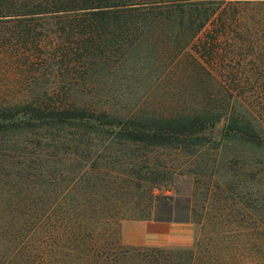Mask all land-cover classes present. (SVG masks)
<instances>
[{
    "label": "rangeland",
    "instance_id": "rangeland-1",
    "mask_svg": "<svg viewBox=\"0 0 264 264\" xmlns=\"http://www.w3.org/2000/svg\"><path fill=\"white\" fill-rule=\"evenodd\" d=\"M17 21L0 19V107L66 104L118 118L170 117L180 103L202 98L201 88L264 86L263 52H241L235 62L243 66L234 69L227 52L207 57L203 73L172 26L154 32L147 21H129L122 32L111 27L90 39L68 19ZM241 104L242 115L233 116L264 133V115H247ZM225 123L190 151L89 142L64 125L0 130V264L15 250L22 252L13 264H30L20 243L37 216L63 212L52 210L59 198H87L95 210L120 213L119 231L125 221L168 217L172 202L176 217L195 227L192 244L152 248L193 252L202 263L264 264V147L222 138ZM37 239L31 235V244Z\"/></svg>",
    "mask_w": 264,
    "mask_h": 264
},
{
    "label": "trees",
    "instance_id": "trees-1",
    "mask_svg": "<svg viewBox=\"0 0 264 264\" xmlns=\"http://www.w3.org/2000/svg\"><path fill=\"white\" fill-rule=\"evenodd\" d=\"M6 18L17 22L68 19L81 23L84 26L81 33L86 32L90 39L106 34L111 27L122 32V26L129 21L135 24L147 21L155 26L154 32L160 31L159 27L172 26L175 37L187 39L181 46L182 52L191 50L194 63L203 73H206L205 59L218 58L223 52L231 56L228 63L232 69L243 66L241 61L235 62L241 52L258 51L264 56L261 45L264 0H0V19ZM201 35L204 40L193 44ZM223 41L230 44L222 47ZM174 46L179 48L178 44ZM201 90L202 98L180 103L179 109L169 114L175 116L170 117L118 118L66 104L0 107V130L64 125L84 131L89 142L139 146L146 150L190 151L210 142L205 133L224 118L222 138L235 137L264 147V133L257 132L252 122L233 116L242 115L235 105L248 97L257 103L241 104L243 113L264 115V86L240 88L219 84ZM77 183L78 179L73 181L74 189ZM90 203L87 198L55 199L52 210L61 208L63 212L37 216L34 233L20 243L27 246L25 260L30 264H218L211 257L202 263L193 252L185 256L182 252L159 248L124 246L120 244L119 226L123 220L120 213L95 210ZM177 211L170 202L168 217L144 221L190 222L189 218H177ZM33 234H38L39 239L31 244ZM21 252L13 251L5 263L13 264Z\"/></svg>",
    "mask_w": 264,
    "mask_h": 264
},
{
    "label": "crops",
    "instance_id": "crops-1",
    "mask_svg": "<svg viewBox=\"0 0 264 264\" xmlns=\"http://www.w3.org/2000/svg\"><path fill=\"white\" fill-rule=\"evenodd\" d=\"M194 234L190 222L125 221L120 227L121 243L130 247H158L164 241L167 247L188 249Z\"/></svg>",
    "mask_w": 264,
    "mask_h": 264
}]
</instances>
